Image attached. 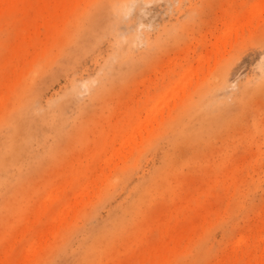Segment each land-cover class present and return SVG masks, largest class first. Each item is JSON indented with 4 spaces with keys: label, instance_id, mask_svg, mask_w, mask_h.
<instances>
[{
    "label": "rangeland",
    "instance_id": "obj_1",
    "mask_svg": "<svg viewBox=\"0 0 264 264\" xmlns=\"http://www.w3.org/2000/svg\"><path fill=\"white\" fill-rule=\"evenodd\" d=\"M119 2L0 0V264H264V0Z\"/></svg>",
    "mask_w": 264,
    "mask_h": 264
},
{
    "label": "bare ground",
    "instance_id": "obj_2",
    "mask_svg": "<svg viewBox=\"0 0 264 264\" xmlns=\"http://www.w3.org/2000/svg\"><path fill=\"white\" fill-rule=\"evenodd\" d=\"M120 2L118 3L119 4V11H122V9L124 8V6H122V2L124 0H119ZM20 125L19 122H16L15 125H14V129H17L18 126ZM22 128V127H21ZM14 147H9V149H13ZM6 160L4 158H1L0 162L4 163Z\"/></svg>",
    "mask_w": 264,
    "mask_h": 264
}]
</instances>
